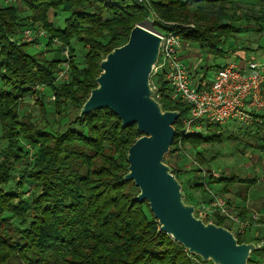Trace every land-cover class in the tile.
<instances>
[{
  "label": "trees",
  "instance_id": "obj_1",
  "mask_svg": "<svg viewBox=\"0 0 264 264\" xmlns=\"http://www.w3.org/2000/svg\"><path fill=\"white\" fill-rule=\"evenodd\" d=\"M148 1L156 17L154 29L176 33L186 45L193 42L214 56L225 57L235 46L233 37L244 32L237 25L241 22L264 31V0ZM15 2L0 0V264H211L159 232L148 204L134 200L138 189L123 180L127 151L141 137L136 125L122 128L118 117L107 109L77 117L96 87L101 60L126 43L130 31L149 17V8L136 0ZM240 7L251 12H242ZM51 12L65 15L62 26L49 21ZM190 23L193 28L186 26ZM25 27L44 29L47 48L54 39L70 45L68 57L47 60L41 52H33L34 43L20 35ZM73 40L81 46L78 54L71 45ZM260 47L247 50L256 52ZM58 50L64 55V49ZM75 54L81 56L80 62ZM61 66L67 67L68 83L58 85ZM150 83L161 93L162 109L179 113L164 162L178 150L180 141L193 150L200 165H205L199 146L220 142L222 135L216 133L219 126L204 125L202 132L185 134L183 120L190 107L169 100V87L160 74L151 75ZM39 89H48L54 96L59 118L65 117V106L77 111L63 131L40 128L28 116L18 114L20 100L38 97ZM40 106L43 108L42 103ZM259 119L255 114L250 123L256 127L252 140L255 149L264 152V120L259 123ZM30 150L33 156L28 162ZM19 166L24 167L18 169L15 181ZM171 169L183 193L178 176L181 170ZM254 183L253 179L209 174L193 188L201 191L200 203L206 204L211 199L204 189L210 184L222 186L225 192L240 184L243 189L234 196L244 201ZM28 186L33 192L23 197ZM197 204L192 205L196 208ZM235 211L241 221L250 218L245 230L254 233L248 237L245 231L235 233L239 244L253 242L257 246L248 264H264L263 229L259 222L255 225L252 214L247 217L249 209L236 207ZM211 218L215 225L230 230L224 218Z\"/></svg>",
  "mask_w": 264,
  "mask_h": 264
},
{
  "label": "water",
  "instance_id": "obj_2",
  "mask_svg": "<svg viewBox=\"0 0 264 264\" xmlns=\"http://www.w3.org/2000/svg\"><path fill=\"white\" fill-rule=\"evenodd\" d=\"M161 39L135 26L125 44L100 62L101 72L81 106L78 118L107 109L126 128L136 125L141 134L128 149L123 180L138 189L135 201L148 204L159 232L168 235L190 255L211 264H248L257 250L253 242L238 243L232 232L195 215L182 186L164 162L173 142L177 111H164L154 98L150 77L159 58Z\"/></svg>",
  "mask_w": 264,
  "mask_h": 264
},
{
  "label": "rangeland",
  "instance_id": "obj_3",
  "mask_svg": "<svg viewBox=\"0 0 264 264\" xmlns=\"http://www.w3.org/2000/svg\"><path fill=\"white\" fill-rule=\"evenodd\" d=\"M16 2L12 0L10 4H14ZM257 8L258 7L254 9ZM240 9L242 12L245 13L251 12L250 8L240 7ZM64 19H65V15L62 13L59 15L58 14L55 15L52 12L49 13V21H53L57 26H62ZM149 23H150L149 20L147 21L145 20V22H143L141 26L146 29H150ZM169 25H173V24L169 23ZM237 25H240L243 28L244 32L236 34L235 37H233L234 41L231 43H235V46L233 48L230 47L228 52L232 54H235V52L237 51L239 53L240 52L248 53L249 51L247 49L249 47L255 48V46L257 47L262 46V51H264V31L258 32L256 30L257 26L250 23L241 22ZM186 26H190L191 28H193L194 24L190 23ZM27 29L31 31V35H29V37H26L28 39H25L24 31ZM159 32H163V31H159ZM20 35L25 39V41H28L29 43H34L33 44L34 48L32 51L38 53L41 52L47 60H54L55 58H59V59L64 58L65 55H63L58 50L60 48L64 49V51L65 50L67 51L66 56L68 57V52L70 51V45H65L64 43H62L57 39L49 40L50 46L48 48L46 47L48 34L44 29H38L36 31V30H32V28L25 27L20 32ZM71 45L76 49L75 51L76 54H78L81 51V46L76 41L74 40L71 41ZM187 45H188L187 50H185L186 46L184 47L185 51L191 54L197 53L201 57V60L203 61L201 66L206 67L207 70L203 69V67L200 66L199 67L200 69H198L199 71L197 73L198 76L200 77L204 76L205 74L207 80L212 79L216 66H223L226 62H229V58L211 55L206 49L199 47V45L193 42H188ZM229 45L231 44L229 43ZM248 55H251V57L258 64L261 65L264 64V59L261 57V53L251 51L248 53ZM75 59L77 62H80L81 56L77 57L76 55ZM61 81H63L64 83H68L66 79H62L59 80L57 84L59 85ZM39 92L40 95L38 97H28L20 100L21 102L19 103L18 106V114L20 115L21 118L24 116H28L30 120H32V122L37 124L40 128L43 129L46 128L51 132L63 131L67 127L68 123H70L74 119L77 111L74 110L70 105L67 107L65 106L64 107L65 117L59 118V116H57L55 112V108L53 105L54 96L51 94V92L48 89H41V90L39 89ZM40 103H42L43 108H41ZM234 123L236 124L237 122L231 121L225 125L219 126L218 130H216V133L222 135L220 142L210 145L205 144L199 146L198 150L202 152L205 161H207L205 165H200L192 155L193 150H191L189 146L187 145L183 146L182 144H180L181 152H179V148H178L177 151L172 153L170 156H167L166 164L170 168H179L181 170L178 176L181 182L183 183V194L185 196V201L187 204H191V205L198 203L196 205L198 207V210H201L200 207L202 205L209 206L211 201L206 204L200 203V199L203 197L202 193L199 189L193 188V185L198 184L200 181H202L205 178L207 179L209 174L216 177L220 175H225V177L236 176L239 177L240 179L243 178L245 179L249 177L251 179H255L254 185H252L251 188L247 191V193L244 194L243 196L245 200L244 201L241 200V202L245 203L249 195L252 203L247 206L248 207L247 209H249V211L247 212V217H251V214L253 216L254 213H259L258 210H260L261 212L257 214L258 220H256V222L254 223L255 225H258L259 222V227H261L264 231V152L255 149L254 147L255 142L251 139V137L245 136V134H243L244 131L242 130V128L239 129L241 130L240 133H238L236 127H233L235 130L232 129V132H229L231 129V125ZM32 153L33 151H31V155L29 157L28 162L32 160V156H33ZM185 156H187L188 158L187 157L185 158ZM211 158L213 159L211 160ZM20 167L23 168L24 166L17 167V171L15 172V181L19 176L18 169H20ZM227 189L229 190V192L222 191V186L220 185L210 184L209 188L205 187L204 190L208 196L209 193H213L217 197L225 200L227 204L229 203L230 205H232L235 211L237 205H240L241 203L235 200L240 198H236L234 196V193H236L240 189H243V185L236 184V185H232ZM32 192H33L32 188L28 186L27 190L23 192L24 193L23 197H29L28 195H30ZM202 212L205 211L203 210ZM197 214H199V211ZM249 219L250 218H247L246 220L243 221H248ZM204 222L213 223L212 218L210 219L206 218L204 219ZM237 229L238 227L234 226L230 228V231L237 232ZM247 232L248 231L245 230V234ZM253 234H254L253 231H249L247 237L253 236Z\"/></svg>",
  "mask_w": 264,
  "mask_h": 264
},
{
  "label": "built area",
  "instance_id": "obj_4",
  "mask_svg": "<svg viewBox=\"0 0 264 264\" xmlns=\"http://www.w3.org/2000/svg\"><path fill=\"white\" fill-rule=\"evenodd\" d=\"M136 1L149 8L147 20L150 21V29L147 30L161 39L159 58L152 75L160 74L167 83L171 102L190 107L188 117L183 120L185 134L202 132L204 125L222 126L231 121L250 124L255 114L261 117L259 123L264 120V64H258L255 60H249L243 66L230 63L217 69L211 80H207L205 76L200 77L183 62L182 52L186 43L182 38L173 32H159L154 29L152 23L156 17L150 9L149 1ZM29 35L31 31L25 30V39ZM25 39L23 38L24 41ZM66 54L65 50V57ZM57 76L58 80H67V67H62ZM151 86L155 92L154 98L159 101L161 93L157 92L155 86ZM178 144L181 152L180 141ZM209 197V206L202 205L201 210L195 208L196 217L203 221L214 216L224 218L231 228L238 227L237 232H232L234 237L235 233L243 234L249 226L248 221H241L234 213L232 205L225 200L213 193H209ZM257 216L253 214L252 219L257 220Z\"/></svg>",
  "mask_w": 264,
  "mask_h": 264
},
{
  "label": "crops",
  "instance_id": "obj_5",
  "mask_svg": "<svg viewBox=\"0 0 264 264\" xmlns=\"http://www.w3.org/2000/svg\"><path fill=\"white\" fill-rule=\"evenodd\" d=\"M187 47H188V45H186L185 50H187ZM185 50L182 52V57H183V60H184L183 62L187 65V67H190L191 69L195 70V72L197 73L199 71L198 69H200L199 67L201 66V64L203 62L201 60V57L197 53L191 54V53H188ZM256 52L261 53V57L264 59V51H262V47H260V50H258ZM248 53H246V52H240L239 53L237 51V52H235V54H232V53L228 52V54L225 57L229 58V62H226L223 66H225L227 64H230V63H239L242 66L245 65V63L248 60H254L251 57V55H248ZM248 58H250V59H248ZM201 67H203V66H201ZM220 67H222V66H220ZM203 69H206V67H203ZM234 122H237V123L236 124L234 123V124L231 125V129H230L229 132H232V129L235 130L233 127H236L238 133H240L241 130H239V129L242 128V130L244 131L243 134H245V136H248V134H249V135H251V139H254V138H252V135H254V131L256 129L255 126H253L252 124L250 125V124L241 123L239 121H234ZM238 123H240V124H238ZM262 145H264V142L262 143ZM221 176L225 177V175H220L218 177H221ZM214 177H216V176H214ZM245 179L252 180L250 177L249 178H245ZM253 180H255V179H253ZM235 200H237V201H239L241 203V204L239 203L240 205H237V207H239V209H241L242 207L248 208L247 206L252 203L249 195H248L247 200H246L245 203L244 202L242 203L240 199H235ZM237 201H235V202H237Z\"/></svg>",
  "mask_w": 264,
  "mask_h": 264
}]
</instances>
